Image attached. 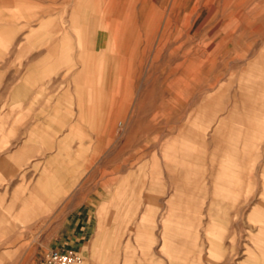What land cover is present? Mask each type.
Returning a JSON list of instances; mask_svg holds the SVG:
<instances>
[{
    "label": "rangeland",
    "instance_id": "rangeland-1",
    "mask_svg": "<svg viewBox=\"0 0 264 264\" xmlns=\"http://www.w3.org/2000/svg\"><path fill=\"white\" fill-rule=\"evenodd\" d=\"M77 1L0 0V25L19 24L0 31V264H40L66 238L82 264H171L162 224L197 238L200 264L211 243L218 264H264V102L233 90L264 89V44L234 37L259 0ZM103 2L130 11L122 32Z\"/></svg>",
    "mask_w": 264,
    "mask_h": 264
},
{
    "label": "bare ground",
    "instance_id": "bare-ground-1",
    "mask_svg": "<svg viewBox=\"0 0 264 264\" xmlns=\"http://www.w3.org/2000/svg\"><path fill=\"white\" fill-rule=\"evenodd\" d=\"M232 111H234V110H232ZM237 113V112H236ZM238 115H239V113H237ZM241 116V115H240ZM242 117H243V121L246 123V126H248V127H251V126H260V124H258V122L257 121H259L258 119H254L253 117H250V116H248V115H242ZM232 127V126H231ZM261 127V126H260ZM233 134V133H232ZM229 136V135H228ZM229 138V137H228ZM233 139H234V137H233ZM236 139H234V141H235ZM230 141V140H229ZM226 142H228V140H226ZM214 145L217 147V148H219L218 146H219V144H218V142L217 141H214ZM242 143H244V141L242 142ZM243 148V147H242ZM222 150H224V151H226V152H228L229 154H231V153H237V152H239L240 150H243V149H239L238 147H236V145L234 146V145H232V144H230V143H227V144H224L223 145V147L221 148ZM216 156V155H215ZM221 156V155H220ZM220 156H218V157H220ZM232 156H233V154H232ZM211 158H215L213 155H211L210 156ZM223 158V157H222ZM240 158V157H239ZM239 158H237L236 156L234 157V159H236V160H238ZM241 159H243V158H240V160ZM222 160V159H221ZM240 160H238V161H240ZM249 160V159H248ZM261 161H262V164H264V158H261L260 159ZM227 161V160H226ZM233 161V160H232ZM231 161V162H232ZM202 162V161H201ZM235 162V161H234ZM256 162V161H255ZM203 163V162H202ZM237 163V162H236ZM240 163V162H239ZM239 163H237L238 164V166H239ZM241 163H242V161H241ZM246 161H245V165L244 166H242L243 165V163L241 164V166L242 167H244V170L245 171H248L247 169H249V167L251 166H246ZM204 164V163H203ZM194 165V164H193ZM186 166V165H185ZM211 166L213 167V166H215L214 164H212L211 163ZM229 166V165H228ZM240 166V167H241ZM189 167H191V166H189ZM253 167V166H252ZM203 168V167H202ZM202 168H200V169H202ZM251 168V167H250ZM189 169V168H188ZM240 170H242V169H240ZM262 170H264V165H262ZM226 171V170H225ZM244 171V172H245ZM187 175V174H186ZM246 179V178H245ZM198 187H200V185H197ZM197 186H196V188H197ZM191 187V186H190ZM195 188V187H194ZM193 188V189H194ZM262 189H264V188H262ZM186 190V189H185ZM262 196H264V193H262L261 194ZM221 197V196H220ZM217 198V197H216ZM212 199H214V198H212ZM180 203V202H179ZM176 205V207H175V210L177 211V212H179V213H181V214H185V216H187V217H185V218H187V219H185L186 220V222L185 223H191L192 221H193V219L194 218H196V216H197V214H195V212H194V210H193V212H192V210L189 208V207H186V206H183V205H177V203L175 204ZM259 205H261L260 203H259ZM259 205H257L252 211H255V212H257L258 213V210H260V212L258 213V218L256 219L258 222H262V223H264V208H261ZM171 209H173V208H171ZM251 211V213H253ZM198 212V211H197ZM195 215V217H194V215ZM169 214V213H168ZM166 215H167V213H166ZM177 215V214H176ZM182 215V216H183ZM250 215H252V214H250ZM169 217V216H168ZM177 217H179V216H177ZM164 218V217H163ZM170 218H172V217H170ZM177 219H179V218H177ZM166 221V220H165ZM183 222V223H184ZM194 222V221H193ZM196 222V221H195ZM192 224V223H191ZM194 225H195V223H193ZM170 225V224H169ZM210 227H211V225H206V227L204 228V230H205V234L206 235H209V237H213V238H219V237H221L220 236V231L218 230V232L215 234V233H210ZM215 227H216V225H215ZM175 228V227H174ZM161 229H163V234H162V244H161V251L165 254V256H167V255H169V256H167V259H168V262H170L171 264H194V262L196 261V263L195 264H200L201 263V254L199 253V255H198V252L196 253V254H194V250H196L194 247H193V244H195V240L194 239H196V241H198L197 240V238H195L194 237V235H192L191 233H189V232H185V231H183L182 229H177V228H175V229H168L167 230V227H166V225L165 224H162V227H161ZM193 230H195V229H193ZM199 230V229H198ZM214 231H217V230H214ZM199 232V231H198ZM221 233H223V232H221ZM253 236L252 237H254V238H252V240H257L256 238H259V239H261V244H260V246L259 247H264V224H261V225H259L258 227H256V230H255V233H253L252 234ZM172 236H174L173 238H172ZM251 237V236H250ZM170 238H172L173 240H174V238L176 239V242L173 244V242H172V240L170 239ZM199 238V237H198ZM180 240L181 241H186L187 242V245H188V248H190L191 246L193 247V248H190V249H186V252L184 251V249L182 248V246H181V244H180ZM198 243V242H197ZM180 244V245H179ZM189 245H191V246H189ZM178 246H180V247H178ZM248 248L246 247L245 248V250H247ZM190 252V254L188 253V251ZM198 250V249H197ZM201 251V250H200ZM174 252V253H173ZM249 252L251 253V254H255V252L250 248L249 249ZM222 253V254H221ZM194 254V255H193ZM225 254V250H224V248H222L220 245L219 246H217L216 244H214V243H211L210 245H208V256L207 257H205V259H204V264H218V259H220V257L222 256V255H224ZM256 254H259L258 252H256ZM173 257V258H172Z\"/></svg>",
    "mask_w": 264,
    "mask_h": 264
},
{
    "label": "crops",
    "instance_id": "crops-1",
    "mask_svg": "<svg viewBox=\"0 0 264 264\" xmlns=\"http://www.w3.org/2000/svg\"><path fill=\"white\" fill-rule=\"evenodd\" d=\"M51 1H52V3H55V0H51ZM103 3H104L106 8L111 9L112 12L110 11L109 15L111 17H114L111 20L107 21L108 24L111 21L110 22L111 25H112V29L111 30L114 29L116 31H121L122 32L123 27H119L116 24H118V21H119L120 17L127 18L130 15V11H128V10L127 11L118 10V9L115 8V6H114V4L112 2H103ZM83 6L88 8V3L87 2L84 3L82 0H78L77 3H76V6L74 7V10L75 9L77 10V9L83 7ZM255 6L257 7L255 15L252 18L246 17V18L242 19V24H241L240 30H239L238 33H236V35L234 37L235 38H242L249 31V29H251V30H253V31H255L257 33V35L259 36L260 42L262 44H264V24H261L259 22V18L261 16H264V0H259L258 4H256ZM7 20L12 21L13 18L11 16H7V15H5L3 13H0V21H7ZM114 21H116V22H114ZM62 22L64 23L65 20H62ZM18 29H19V24H17V23L14 24V25L13 24H1L0 25V31L3 32L4 34H6L9 37H12V35ZM60 29L62 30V28H60ZM134 30H135V28H134V26H132V31H134ZM232 37H233L232 35L228 36V38H232ZM61 40H62V42L66 41L67 37L65 38V36H64V37L61 38ZM119 40H120V38H119ZM245 46H246V48H249V47H251V43L245 42ZM261 49L264 50V46H262ZM216 79H218V78H216ZM252 82L254 83V81H252ZM255 84H257L256 81H255ZM251 85H252V83L250 84L249 88L248 87L245 88L244 86L239 85L236 88H233V90L243 89L241 91L242 95H247V96L248 95L249 96L254 95L256 97L260 96V97H262V99H260V100L262 102H264V89H261L258 86V88L256 87V91H252L253 89L251 88L252 87ZM224 93L228 95L229 92H225L224 91ZM231 94L236 95L238 93L234 91ZM256 100L259 101L258 99H256ZM254 106H256V107H254L253 110L264 112V103L257 102V103L254 104ZM206 110L211 111L210 109H206ZM261 158H264V154H262ZM262 165H264V164H262V161H261V173H262ZM262 188H264V187H261L260 190H256L257 191L256 198H259V201L255 204V206H257L259 204V202H261V204H262L261 206L264 207V198H260L259 195H258V192H261V194L264 193V189H262ZM68 236H70L72 238H75V236H71L70 234H68ZM73 240L74 239H71V238L70 239H68V238L61 239V240L58 241L59 245H57V247L55 246L53 248H65V247H62L61 245L62 244L63 245H69V243L71 241H73Z\"/></svg>",
    "mask_w": 264,
    "mask_h": 264
},
{
    "label": "built area",
    "instance_id": "built-area-1",
    "mask_svg": "<svg viewBox=\"0 0 264 264\" xmlns=\"http://www.w3.org/2000/svg\"><path fill=\"white\" fill-rule=\"evenodd\" d=\"M83 258L73 248H51L46 252L40 264H82Z\"/></svg>",
    "mask_w": 264,
    "mask_h": 264
}]
</instances>
